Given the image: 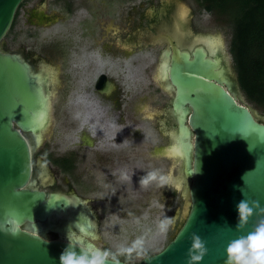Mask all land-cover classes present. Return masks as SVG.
Wrapping results in <instances>:
<instances>
[{"label":"flooded vegetation","instance_id":"flooded-vegetation-1","mask_svg":"<svg viewBox=\"0 0 264 264\" xmlns=\"http://www.w3.org/2000/svg\"><path fill=\"white\" fill-rule=\"evenodd\" d=\"M113 1L119 11L110 14L99 0H51L59 4L58 14L50 8L38 19L30 12L32 25L47 28L61 17L69 27L68 35H53L48 40V54L33 50V42L19 50L0 44L2 51L20 54L35 73H41L50 103L55 94L60 100V129L65 135L53 139L42 135L37 144L32 132L25 134L32 149L36 186L68 199V215L76 221L91 209L99 229V209L128 208L130 197H140L142 189H147L144 182L156 202L167 189L171 191L169 202L176 199V193L182 199L172 171L164 174L161 167L165 159L179 173L173 150L178 141V111L173 106L177 87L166 73L171 58L165 51L171 54L175 43L190 57L196 47L211 59L227 55L221 34L195 32L180 23L183 7L173 9L174 0L159 1V8L148 6L153 0ZM25 2L16 9L11 26ZM99 6L102 13L96 9ZM67 16L70 22L65 21ZM150 173L160 177L159 184ZM133 205L140 209L150 204L138 201ZM174 215L181 223V213ZM74 219L63 217L59 222L66 227ZM66 231L63 236L78 237L74 225ZM49 232L53 238L59 235Z\"/></svg>","mask_w":264,"mask_h":264},{"label":"water","instance_id":"water-1","mask_svg":"<svg viewBox=\"0 0 264 264\" xmlns=\"http://www.w3.org/2000/svg\"><path fill=\"white\" fill-rule=\"evenodd\" d=\"M22 1L0 0V44ZM171 49L164 55L171 58L166 73L177 87L174 148L180 143L175 159L182 186H176L183 199V222L160 251L137 264H189L193 236L206 251L192 264H225L229 241L245 235L264 216L259 210L264 208V112L242 100L226 53L211 59L201 47L192 57L175 43ZM40 74L20 54L0 48V264H59L68 242L63 233L71 224L78 228L77 238L68 237L77 251L99 248L93 211L76 221L68 215V199L58 192L47 194L33 178L32 149L25 134L32 132L38 144L50 125L51 96ZM242 199L259 204L238 228ZM63 217L74 221L64 227L59 222ZM49 231L58 237L48 239ZM110 264L126 263L110 259Z\"/></svg>","mask_w":264,"mask_h":264},{"label":"rangeland","instance_id":"rangeland-1","mask_svg":"<svg viewBox=\"0 0 264 264\" xmlns=\"http://www.w3.org/2000/svg\"><path fill=\"white\" fill-rule=\"evenodd\" d=\"M101 1L106 5L104 6V10L107 13L110 14L113 11H119V7L115 1L111 3L110 0H99V5ZM159 1L162 2V0H153V2L150 1L151 3L147 4L149 7L154 6L155 8H159ZM175 3L177 4L173 9H176L178 6L187 9L186 14L184 13L185 10L183 8L180 11V14L182 12L180 23L188 24L191 29L195 30V32H215L222 35L230 64L237 74L234 59L230 52V25H228L220 15L203 10L196 0H174V5ZM121 7L122 6H120V8ZM31 8L37 9L30 11ZM50 8L53 12L58 14L60 6L59 4H52L51 0H43L42 3H40V0H26L24 5L17 11L18 16L16 18V24L11 26L6 36L1 41V46H7L8 48L19 50L22 47L25 48L27 42H33L31 44L33 50L48 54V40L53 38V35H68L69 27L62 22L63 18L61 17L59 19L60 22L47 28L44 25H32L30 24L31 21L29 22L28 20V15L30 12H33L35 13L33 14V18L38 19L43 14H47L48 9ZM96 9L98 13H102L101 6ZM59 16L66 15L63 14ZM70 19L71 18L67 16L65 21L70 22ZM241 92L242 100L244 102L255 108L258 112H264V109L251 102L242 90ZM244 102L241 103L245 104ZM61 110L60 100L55 94L51 98L50 125L44 133L46 138L51 137L53 139L65 135L60 129L61 122L59 120L60 112L62 113ZM74 131L75 128H73L70 133L66 134V136L69 137ZM161 164L162 172L164 174L170 170L169 172L172 171L171 177H179L177 175L179 173L176 172V169H171L170 163L167 160L164 159ZM163 177L167 178L166 175ZM154 178L156 179V183L159 184L160 177L157 176ZM154 178L152 177V180ZM144 183L142 184L144 188L147 186V189H142L141 196L135 198L137 201L130 197L128 208L117 209L104 207L99 209L101 215V237L96 243L97 246L102 250L112 253L114 258H120L124 255L127 256L129 264L137 263L144 256L160 251L174 237L178 227L183 222V219L181 218L182 222L179 223V220H177V217L174 215L175 211H181L183 205V201L178 197L177 193L176 199L173 202H169V194L171 191L170 189H167L168 191L162 192V199L159 202H156L154 200V193L152 194V192L148 191V183L145 185ZM60 188L63 189V187ZM139 192H137V194H139ZM150 199H152V203H150ZM138 201H146L150 205L139 209L133 205L134 203H138ZM166 221H171V223H168L166 229H162L161 223ZM46 237L50 239L53 238L54 235L53 233L48 232L46 233Z\"/></svg>","mask_w":264,"mask_h":264},{"label":"trees","instance_id":"trees-1","mask_svg":"<svg viewBox=\"0 0 264 264\" xmlns=\"http://www.w3.org/2000/svg\"><path fill=\"white\" fill-rule=\"evenodd\" d=\"M196 1L230 25V52L241 90L264 109V0ZM119 259L129 264L127 256Z\"/></svg>","mask_w":264,"mask_h":264},{"label":"clouds","instance_id":"clouds-1","mask_svg":"<svg viewBox=\"0 0 264 264\" xmlns=\"http://www.w3.org/2000/svg\"><path fill=\"white\" fill-rule=\"evenodd\" d=\"M155 177V173L149 174ZM241 192L243 189L241 188ZM258 202L242 199L238 205L239 222L237 227L243 226L253 211L258 207ZM264 211V208H260ZM168 223H161V228L166 229ZM67 244L59 255V264H110L114 255L109 251L96 248L95 246L84 247L76 250L72 241L66 236ZM206 249L199 237L193 236L191 249L189 251V264L201 259ZM225 264H264V216L245 235L229 241L225 248Z\"/></svg>","mask_w":264,"mask_h":264},{"label":"bare ground","instance_id":"bare-ground-1","mask_svg":"<svg viewBox=\"0 0 264 264\" xmlns=\"http://www.w3.org/2000/svg\"><path fill=\"white\" fill-rule=\"evenodd\" d=\"M185 13V12H184ZM181 14H182V12H181ZM177 31V30H176ZM216 40V39H215ZM214 41V40H213ZM97 63V62H96ZM98 64V63H97ZM82 95V94H81ZM94 98V97H93ZM92 103V102H91ZM98 114V113H97ZM124 117V116H123ZM110 120V119H109ZM107 124V123H106ZM114 125V124H113ZM87 126V125H86ZM109 128V127H108ZM132 128V127H131ZM115 130V129H114ZM129 131V130H128ZM134 131V130H133ZM125 133H126V131H125ZM118 137V136H117ZM111 139V138H110ZM181 146H180V144L177 146L176 145V147L175 148H173V146H172V148H173V150H174V154L176 155V156H179L178 154H179V152L181 151V148H180ZM49 174V173H48ZM174 180H175V182H177V186L178 187H180V186H182V184L179 182V180H178V177H176V178H174ZM176 184V183H175Z\"/></svg>","mask_w":264,"mask_h":264}]
</instances>
